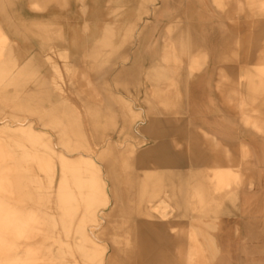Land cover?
I'll list each match as a JSON object with an SVG mask.
<instances>
[{
  "label": "rangeland",
  "instance_id": "obj_1",
  "mask_svg": "<svg viewBox=\"0 0 264 264\" xmlns=\"http://www.w3.org/2000/svg\"><path fill=\"white\" fill-rule=\"evenodd\" d=\"M213 2L222 13L245 17L236 29L253 33L247 55L239 39L237 53L225 59L234 71L240 67L238 85L220 69L217 89L237 112L241 139L264 143V0ZM149 3L160 9L156 0ZM120 7L125 19L127 9L111 1L112 10ZM38 8L31 7L44 9ZM139 10L138 20L123 22L124 30L133 28L131 38L105 41L94 53L85 41L78 54L60 46L61 31L52 29L50 47H40L13 14H0L8 36L0 44V171L7 187L0 201L37 220L25 237L9 234L5 252L16 264H99L104 257L108 264H222L229 256L220 244L229 232L222 229L245 221L233 216L239 191L255 184L247 146L208 139L222 157L203 162L193 149L203 129L182 130L179 84L186 59L194 75L206 53L197 43L187 53L178 21L175 53L165 32L158 63L146 68L150 57L135 52L148 44L156 13ZM87 25L75 28L85 34ZM171 123L176 130H167ZM82 155L92 162L87 172L72 169Z\"/></svg>",
  "mask_w": 264,
  "mask_h": 264
},
{
  "label": "crops",
  "instance_id": "obj_2",
  "mask_svg": "<svg viewBox=\"0 0 264 264\" xmlns=\"http://www.w3.org/2000/svg\"><path fill=\"white\" fill-rule=\"evenodd\" d=\"M111 1L15 0V6L8 8L0 2V14L3 15L4 19H9L8 15L13 14L18 26L22 27L32 40L40 41V47H50V44L45 42L50 39L49 33L61 31L60 46L65 44L72 53L78 54L80 50L81 52L84 50V48H78L85 47V45L89 47L91 44L94 53L96 48L97 50L100 48H98L100 44L113 46L115 40L121 44L127 37H132L133 28L125 27L124 30L123 22L138 20L139 15L136 13L140 11L139 8H142L143 14L155 12L149 3L151 0H118L120 5L124 6L129 13L124 15V19L121 15L122 8L120 7L121 10L119 8V10H112ZM155 4L154 6L160 9L155 12L156 14L150 20L152 23L151 31L148 33L151 35L149 36L150 40L146 46L135 52L150 57L146 68L149 66V69H152L153 65L158 63L156 59L163 50L164 37L169 36L165 35V32L167 34L169 31L172 33L169 37L173 46L174 22L179 21V30L185 33L188 44L187 53L188 51L192 52L196 43L206 53L204 66L194 75L190 74L188 59L183 64L179 84L180 106L184 114L182 124L185 125V129L182 130H188L191 134L190 130L197 132L200 128L230 145L236 147L240 144L246 145L249 158H251L252 164H248V166L253 168L255 184L251 188H244L239 191V206L233 215L245 218V221H239L236 224L237 229H229L228 224L224 223L222 230L228 231L229 234H222L221 237L223 238L220 244L222 249H225L226 256H229L222 259L221 263H264V143H259V140L256 143L255 139L253 142L248 139L246 141L241 139L243 134H241L242 130L239 127L237 112L233 110V107L227 105V100L217 89L220 69H224L232 77L233 82H237L238 85L235 72L240 67L234 71V64L228 63L225 59H230L232 54L237 53V49L240 48V46H236L238 42L242 44L241 54L247 55V46L250 44L253 33L237 30L239 20L245 22V17L220 12L213 0H156ZM34 6L37 8L44 7V9L41 11L32 10L31 7ZM84 7L86 8L85 12L81 10ZM128 8H134L132 12L135 14L130 12ZM229 17L235 18L234 22L230 21ZM75 23H88V30L85 31V34L81 32L82 27L75 28ZM35 28H37L40 37L31 34L30 29ZM52 29L58 31L54 32ZM2 30L6 35L3 27ZM6 37L8 38L7 35ZM100 40L104 42L100 43ZM105 41L108 43L105 44ZM26 44L23 43L21 46L26 47ZM261 47L260 45L256 51L258 54H260ZM262 49L264 50V46ZM243 63L254 67L256 62H248L247 60ZM171 124L172 128L167 130H176L173 123ZM249 256L254 258L249 259Z\"/></svg>",
  "mask_w": 264,
  "mask_h": 264
},
{
  "label": "bare ground",
  "instance_id": "obj_3",
  "mask_svg": "<svg viewBox=\"0 0 264 264\" xmlns=\"http://www.w3.org/2000/svg\"><path fill=\"white\" fill-rule=\"evenodd\" d=\"M30 31L33 36L40 37L37 31V28L33 30L30 29ZM0 36L2 38V40H0V44L3 45L5 43L3 39L6 40L7 37L5 33L3 32L1 25H0ZM173 43H174L173 46L171 43L168 44L170 48V53H172V49H173V52L175 53L176 45H175V42ZM164 58H166V56ZM239 108L240 110L243 111L242 101H240ZM208 139L209 140L211 139L212 144L218 142V139L216 137L212 136L205 130H199V132H197V136L194 137V148L193 149H197V150L199 149V151L202 152L200 154V158H202L203 162L204 161L208 163L214 162V161L217 162V160L220 157H222V155L220 152L213 150L212 144L210 143ZM88 158H89L88 156L82 155V159H78L73 162L72 169L78 170L80 172H85V171L87 172L89 170L87 164H92V162L88 160ZM100 171H102V175L105 179V171L103 167H100ZM2 175H3V172L0 171V192H3L4 190L7 189V187H5L4 185L5 179L2 177ZM81 180L82 182L84 181L83 178ZM80 186L83 187L84 185L80 183ZM214 190H216V187L214 188ZM233 192H235V190ZM231 195L234 196L235 193H232ZM9 207H11V204L0 201V264H16L15 261L11 257L6 256V252H5V249L8 243L9 234H13L16 238L25 237L29 232L33 230L31 224L37 221L36 218L33 216V214L24 216L20 214L18 211L11 209ZM219 213L220 212L217 209L216 213L214 214L218 215ZM108 263H109V260L107 257L102 258L99 262V264H108Z\"/></svg>",
  "mask_w": 264,
  "mask_h": 264
}]
</instances>
